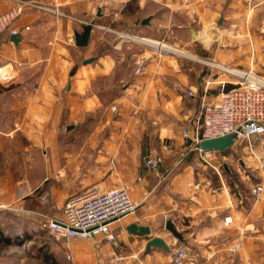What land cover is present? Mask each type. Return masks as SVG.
Wrapping results in <instances>:
<instances>
[{
	"label": "crops",
	"instance_id": "1",
	"mask_svg": "<svg viewBox=\"0 0 264 264\" xmlns=\"http://www.w3.org/2000/svg\"><path fill=\"white\" fill-rule=\"evenodd\" d=\"M31 1L39 9L31 7L14 25L21 42L13 43L9 30L0 33V66L12 62L17 74L13 82L0 84V143L25 135L39 141L46 127L53 142L46 171L63 174L57 184L68 190L65 202L96 186L127 188L139 203L133 216L113 225L121 235L115 243L104 236L72 240L75 261L172 264L176 250L187 248L199 254V264H264V198L251 196L253 185L264 182V135L241 144L238 154L235 147L222 153L221 174L206 169L196 152L177 166L191 144L183 133L193 128L202 105L225 91L220 81L234 86L237 80L222 67L232 73L264 72V0ZM14 3L0 0V13ZM147 18L150 24L142 25ZM92 21L112 31L95 27L89 47H77L74 32ZM131 28L153 41L187 46L210 62L189 63L147 48L137 53L132 46L134 54L127 61L109 36L116 35L113 29ZM90 58L95 60L84 64ZM141 64L146 70L137 73ZM37 70L36 85L16 84ZM210 77L215 83L205 99L204 80ZM57 139L65 147L79 145L60 156ZM2 150L0 145V156ZM154 156L163 158L157 173L145 165ZM16 196L8 198L0 185V217L9 215L3 212L8 203L30 198ZM10 214L23 222L25 214ZM169 220L184 241L166 230ZM131 223L150 227L152 236L165 239L171 251L146 254L148 238L128 234ZM8 242L0 229V246ZM51 245L65 254L62 242Z\"/></svg>",
	"mask_w": 264,
	"mask_h": 264
},
{
	"label": "built area",
	"instance_id": "2",
	"mask_svg": "<svg viewBox=\"0 0 264 264\" xmlns=\"http://www.w3.org/2000/svg\"><path fill=\"white\" fill-rule=\"evenodd\" d=\"M14 5L7 11L0 13V33L9 30L13 35L18 34L15 23L27 13L28 9L38 5L31 0H13ZM59 16L58 11L53 12ZM106 32L112 29L96 25ZM28 29V28H27ZM117 47L124 42L150 46L151 40L146 36L134 35L132 32H116ZM160 43V42H158ZM223 71L237 77L234 88L220 93L218 100L206 102L202 105L200 113L192 122L193 128L185 130L183 138L190 140L187 152L177 162L182 163L190 152L198 154L199 162L209 170L218 174L223 172L224 158L220 151H204L200 145L204 141L216 140L233 136V146L249 143L256 136L264 135V72L252 69L232 73L222 67ZM146 66L141 64L137 73H144ZM17 77L15 66L12 62L0 66V84L13 82ZM203 97L206 99L215 80L205 78ZM222 87L225 81H220ZM189 96L194 92L189 91ZM170 150L169 144H164ZM163 162L161 156L146 159L145 165L157 173ZM251 196L255 200L264 198V182L255 183L251 188ZM139 207L126 188L102 190L96 186L88 187L71 195L62 207V215L48 221L47 229L57 241L63 243L65 253L69 259L73 258L70 242L74 239L93 240L104 236L109 243H115L121 235L115 233L113 225L133 216ZM172 264H199V254L187 248H178L172 255Z\"/></svg>",
	"mask_w": 264,
	"mask_h": 264
},
{
	"label": "rangeland",
	"instance_id": "3",
	"mask_svg": "<svg viewBox=\"0 0 264 264\" xmlns=\"http://www.w3.org/2000/svg\"><path fill=\"white\" fill-rule=\"evenodd\" d=\"M113 31L115 33L132 32L134 35L136 34L132 28L124 31H115L113 29ZM109 39L114 42L117 36L112 33ZM151 42H160L166 48L168 47L169 50L161 51L160 49H154V46L152 48L131 42H124L121 44L122 47L119 50L127 61L134 54L132 52L134 50H129V47L132 46L137 53L145 52L147 48L156 51L158 54H168L175 59L189 63L199 61L201 62L200 64L206 65L210 62L201 58V54L195 53L187 46H179L169 40H151ZM158 48L161 47L159 46ZM176 50L183 54H178ZM188 56L195 57L196 59L189 58ZM139 64L136 63L130 66L131 72H129V75H131L132 71H135L136 66ZM223 67L229 69L228 67ZM38 73H40L39 70L34 73L25 74L23 80L21 79L22 81L16 82V84L23 82V84L36 85ZM46 130L47 128L44 127L43 132L41 131L39 141H28V136L25 135L24 137H18L16 140L0 143L3 147L0 156V185L6 191L8 198L17 195L16 197L19 199L20 197L30 195L29 202L25 199L23 204L18 203L17 205L15 200L8 203L3 212L9 213V215L0 217V229L9 238L8 243H3L0 246V264H80L77 262L78 260L75 261L74 255L72 259H69L66 253L63 254V251L62 254L55 252L51 245L52 242L58 243L60 241H57L50 234L47 224L48 221L62 215V207L65 204L64 196L68 190L57 184L58 179H62L63 174L48 173L46 171L47 162L51 155L50 146L53 148V142L48 141V136L45 135L47 134ZM49 130L51 129H48V132ZM55 143L56 153H59L60 156L63 155V151L66 148L67 150L75 149L79 145L76 142L72 146L68 145L65 147L64 142L59 139ZM234 150L238 154L239 147H235ZM60 197L62 201L59 200ZM10 213L25 214L22 218L23 222L16 219V216ZM108 264H118V262H113L109 259Z\"/></svg>",
	"mask_w": 264,
	"mask_h": 264
},
{
	"label": "water",
	"instance_id": "4",
	"mask_svg": "<svg viewBox=\"0 0 264 264\" xmlns=\"http://www.w3.org/2000/svg\"><path fill=\"white\" fill-rule=\"evenodd\" d=\"M97 16L101 17L102 14L98 13ZM150 20H151L150 18L144 19L143 21H141V24L142 25H149ZM96 25H98L97 22L92 21V22H89L86 25H84L82 27L81 31L76 30L74 32L75 43H76L77 47H79V48H88L89 47V44L91 41V36H92V30L96 27ZM10 39L13 43L18 45L21 42L22 38H21L20 34H14L11 36ZM150 47L153 48L152 45H150ZM155 48L159 50V48L154 47V49ZM161 51H163V50H161ZM94 60H95V58H90V59L84 61V64H89V63L93 62ZM69 128L70 127H68V129ZM233 141H234L233 136H227V137L216 139V140L204 141L201 143L200 147L204 151H210V150L225 151V150L232 148ZM225 169L227 171H229V168L227 165H225ZM165 228L174 239H176L177 241H184V237H183L182 232H180L176 228L173 221L169 220L166 223ZM126 231L128 232V234L136 236V237L148 238V242L146 244V254H151L154 249H158V250H161V251H164L167 253L171 251V247L165 239H163L162 237H157V236L153 237L152 236V230L148 226L139 225L137 223H131L130 225H128L126 227Z\"/></svg>",
	"mask_w": 264,
	"mask_h": 264
},
{
	"label": "trees",
	"instance_id": "5",
	"mask_svg": "<svg viewBox=\"0 0 264 264\" xmlns=\"http://www.w3.org/2000/svg\"><path fill=\"white\" fill-rule=\"evenodd\" d=\"M232 88H234V86L233 85H226V87L224 88V90L225 91H229V90H231ZM227 151L225 150V151H220V153L222 154H224V153H226ZM3 236V235H2ZM5 239V241H7V239L6 238H4Z\"/></svg>",
	"mask_w": 264,
	"mask_h": 264
},
{
	"label": "bare ground",
	"instance_id": "6",
	"mask_svg": "<svg viewBox=\"0 0 264 264\" xmlns=\"http://www.w3.org/2000/svg\"><path fill=\"white\" fill-rule=\"evenodd\" d=\"M152 44H153V45H156V46H158V47L160 46L162 49H167V50H169L168 47L166 48L165 45H162V44H160V43H156V42L153 43V42H152ZM176 52L179 53V54H183L182 52H178L177 50H176ZM235 71H236V70H235ZM238 72H239V71H238ZM236 73H237V72H236Z\"/></svg>",
	"mask_w": 264,
	"mask_h": 264
}]
</instances>
